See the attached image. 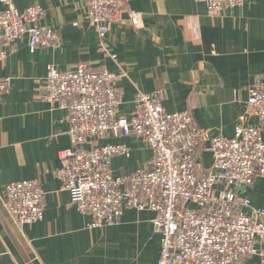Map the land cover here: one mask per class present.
Segmentation results:
<instances>
[{"label":"crops","instance_id":"obj_1","mask_svg":"<svg viewBox=\"0 0 264 264\" xmlns=\"http://www.w3.org/2000/svg\"><path fill=\"white\" fill-rule=\"evenodd\" d=\"M33 2L45 11L40 23L58 32V44L31 52L23 35L0 60V77L11 76L8 92L0 94V264H156V212L124 207L113 226L88 228V218L61 190L56 171L59 153L71 146L70 126L67 110L42 98L47 66L66 70L83 62L114 73L124 116L139 92L159 94L168 112L189 110L206 133L198 170L207 169L215 135L230 138L237 125H253L264 140V126L246 104L250 86L264 81V0H243L212 15L193 0H125L121 19L104 34L89 21L85 0H12L20 11ZM130 10L138 13V26L129 21ZM112 142L130 148L129 157L112 156L115 176L143 167L152 154L147 141L132 135L88 139L85 147ZM27 179L40 183L44 216L20 224L5 207L3 191ZM242 194L252 207L264 206V176H255ZM241 264L264 263L253 255Z\"/></svg>","mask_w":264,"mask_h":264},{"label":"built area","instance_id":"obj_2","mask_svg":"<svg viewBox=\"0 0 264 264\" xmlns=\"http://www.w3.org/2000/svg\"><path fill=\"white\" fill-rule=\"evenodd\" d=\"M208 12L239 6L243 0H193ZM0 60L6 48L26 35L29 50L56 46L58 32L40 23L44 9L30 3L22 11L12 0H0ZM125 0H85L89 21L102 34L118 22ZM129 21L140 24L130 10ZM115 58L114 55H111ZM42 98L66 109L71 146L61 150L56 177L87 227L113 226L124 207L156 212L160 252L156 264H241L258 255L264 263V206L256 208L242 194L254 177L264 176V140L259 126L237 125L232 137L210 138L209 168L198 170V149L206 136L189 110L168 112L159 94L137 93L128 116L119 114L115 74L80 62L73 69L47 66ZM11 76L0 77L6 94ZM248 112L264 126V81L250 86ZM136 136L152 154L146 165L128 174L112 175V156L129 157L121 143L95 144L88 139ZM4 205L20 224L43 219L44 192L35 179L14 180L4 187Z\"/></svg>","mask_w":264,"mask_h":264}]
</instances>
